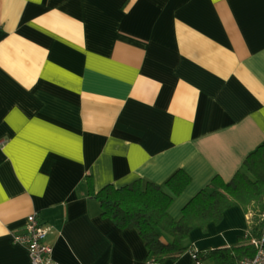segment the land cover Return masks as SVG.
Here are the masks:
<instances>
[{"label":"crops","instance_id":"obj_1","mask_svg":"<svg viewBox=\"0 0 264 264\" xmlns=\"http://www.w3.org/2000/svg\"><path fill=\"white\" fill-rule=\"evenodd\" d=\"M263 141L264 0H0V264H31L14 238L31 213L60 264H194L240 242L251 211L226 208L177 260L153 262L88 181L172 193L182 169L177 218Z\"/></svg>","mask_w":264,"mask_h":264},{"label":"trees","instance_id":"obj_2","mask_svg":"<svg viewBox=\"0 0 264 264\" xmlns=\"http://www.w3.org/2000/svg\"><path fill=\"white\" fill-rule=\"evenodd\" d=\"M246 170H238L229 181L214 176L211 183L196 192L182 207L179 217L168 212L173 195L190 182L182 169L166 181L172 193L150 180L137 178L117 186L111 183L95 189L88 181L89 192L99 201L102 215L120 228H137L149 251L150 261L177 260L188 249L190 231L209 222H218L226 208L240 204L251 211L250 228L240 242L204 250H195V264H240L244 256H253L256 241L264 229V141L244 160Z\"/></svg>","mask_w":264,"mask_h":264},{"label":"built area","instance_id":"obj_3","mask_svg":"<svg viewBox=\"0 0 264 264\" xmlns=\"http://www.w3.org/2000/svg\"><path fill=\"white\" fill-rule=\"evenodd\" d=\"M46 234L47 230L36 213L29 214L24 229L14 234L15 240L27 247L31 264H60L52 257V246L46 241ZM255 244V254L244 256L240 264H264V229ZM192 257L196 259L195 252H192Z\"/></svg>","mask_w":264,"mask_h":264},{"label":"rangeland","instance_id":"obj_4","mask_svg":"<svg viewBox=\"0 0 264 264\" xmlns=\"http://www.w3.org/2000/svg\"><path fill=\"white\" fill-rule=\"evenodd\" d=\"M194 264H195V262H194ZM205 264H207V263H205Z\"/></svg>","mask_w":264,"mask_h":264}]
</instances>
